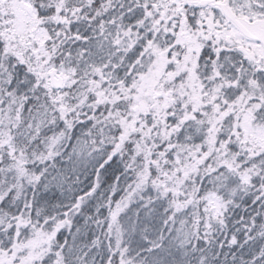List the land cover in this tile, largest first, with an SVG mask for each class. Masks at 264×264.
<instances>
[{
	"label": "snow or ice",
	"instance_id": "1",
	"mask_svg": "<svg viewBox=\"0 0 264 264\" xmlns=\"http://www.w3.org/2000/svg\"><path fill=\"white\" fill-rule=\"evenodd\" d=\"M0 264H264V0H0Z\"/></svg>",
	"mask_w": 264,
	"mask_h": 264
}]
</instances>
